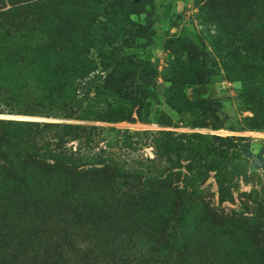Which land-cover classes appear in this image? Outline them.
Here are the masks:
<instances>
[{
    "label": "rangeland",
    "instance_id": "1",
    "mask_svg": "<svg viewBox=\"0 0 264 264\" xmlns=\"http://www.w3.org/2000/svg\"><path fill=\"white\" fill-rule=\"evenodd\" d=\"M13 24L53 50L11 52ZM0 92V119L77 125L92 156L52 199L0 200V264H264V0H0Z\"/></svg>",
    "mask_w": 264,
    "mask_h": 264
},
{
    "label": "trees",
    "instance_id": "2",
    "mask_svg": "<svg viewBox=\"0 0 264 264\" xmlns=\"http://www.w3.org/2000/svg\"><path fill=\"white\" fill-rule=\"evenodd\" d=\"M10 26L17 28L12 31L14 34L10 35L15 41L10 48H7L11 52H16L18 55L26 51L33 54H42L53 50L50 45L41 39L29 43L25 37L28 30L26 31L23 25L20 29L18 25L13 24ZM75 43L70 42L68 49L83 53V46ZM83 59L87 63L88 58L84 57ZM18 61L23 62L24 60L19 57ZM75 90L74 87L70 86L65 89L66 95L57 93V96L77 102L79 99L78 94L74 93ZM16 93L10 90L7 95L16 96ZM1 95L0 92V97ZM257 102L258 100L252 101V103ZM13 103L16 104L17 102ZM78 107L77 103L75 106L71 104L63 110L61 115L71 117L74 111H82ZM71 110L73 112H70ZM251 111L254 117L258 113L255 107L251 108ZM263 123L261 119H257L255 126L264 128ZM78 129L82 128L73 124L0 119V200L8 202L49 200L53 198V194L45 192L46 189L51 190L64 182L73 184L82 177V174L90 172L92 168L84 169L83 166L87 163V159L92 158V156H86L71 150L65 145L67 141L63 140L64 136L62 135ZM215 181L218 200L220 202L223 200L232 201L229 183H225V180L218 174H215ZM172 191L173 193L176 192V190ZM254 194L255 191L251 189L249 192H241L239 196L250 197ZM195 199L194 196H185L184 200L181 201L184 204L188 202L180 210L183 218L188 213V209L193 208V200ZM252 202L256 207H263L264 197H254ZM180 235V231H177L172 236L166 234L153 240L151 250L144 258L145 261L156 263L160 257V251L164 247H168L170 242H175V238H180ZM163 243H168V245L164 246Z\"/></svg>",
    "mask_w": 264,
    "mask_h": 264
}]
</instances>
